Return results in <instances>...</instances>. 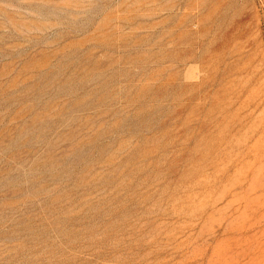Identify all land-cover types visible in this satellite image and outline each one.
Wrapping results in <instances>:
<instances>
[{"label": "rangeland", "instance_id": "obj_1", "mask_svg": "<svg viewBox=\"0 0 264 264\" xmlns=\"http://www.w3.org/2000/svg\"><path fill=\"white\" fill-rule=\"evenodd\" d=\"M0 264H264V0H0Z\"/></svg>", "mask_w": 264, "mask_h": 264}]
</instances>
